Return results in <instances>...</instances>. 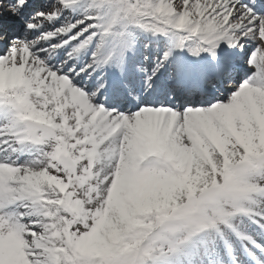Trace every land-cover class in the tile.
Returning <instances> with one entry per match:
<instances>
[{
    "label": "snow or ice",
    "instance_id": "obj_1",
    "mask_svg": "<svg viewBox=\"0 0 264 264\" xmlns=\"http://www.w3.org/2000/svg\"><path fill=\"white\" fill-rule=\"evenodd\" d=\"M0 264H264V0H0Z\"/></svg>",
    "mask_w": 264,
    "mask_h": 264
}]
</instances>
